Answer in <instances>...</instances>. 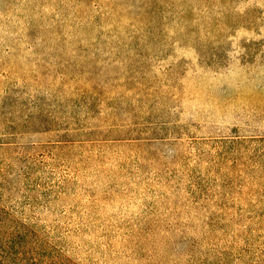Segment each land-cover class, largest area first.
<instances>
[{"label": "rangeland", "instance_id": "obj_1", "mask_svg": "<svg viewBox=\"0 0 264 264\" xmlns=\"http://www.w3.org/2000/svg\"><path fill=\"white\" fill-rule=\"evenodd\" d=\"M0 264H264V0H0Z\"/></svg>", "mask_w": 264, "mask_h": 264}]
</instances>
